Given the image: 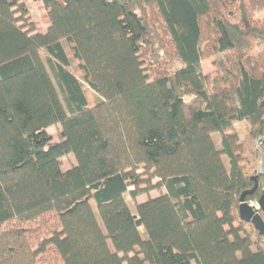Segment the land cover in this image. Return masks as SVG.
<instances>
[{"label":"trees","instance_id":"16d2710c","mask_svg":"<svg viewBox=\"0 0 264 264\" xmlns=\"http://www.w3.org/2000/svg\"><path fill=\"white\" fill-rule=\"evenodd\" d=\"M26 1L0 0V264H264V0H39L41 32Z\"/></svg>","mask_w":264,"mask_h":264},{"label":"rangeland","instance_id":"374dc122","mask_svg":"<svg viewBox=\"0 0 264 264\" xmlns=\"http://www.w3.org/2000/svg\"><path fill=\"white\" fill-rule=\"evenodd\" d=\"M26 8L28 11V14L26 16V21L28 26H34L35 30L38 32L41 31H46L49 27V21L47 19V12L43 7V4L39 1V0H27L26 3ZM264 15H258V18L262 19ZM65 50L66 51H70V48L68 46V44L66 42L63 43ZM71 59V70L74 73L78 74L77 71V65L74 62V59L72 57H70ZM43 59H45V56L43 55ZM210 59L206 58V60L204 61V65L207 67V71L206 74L212 73L214 71L213 66L211 65ZM178 67H181V64L179 62H177L174 57L172 56L171 58H167L165 59L164 64L161 66L162 70H166L169 73H173L174 70ZM79 75V74H78ZM88 96L90 99V103L91 104H96L98 103L101 99L99 98V96H97L95 93H93L92 91H88ZM238 131L243 135V141L242 143L244 144V146L246 147L247 150H251V149H255V145L253 144V142L248 138L247 136V132H246V127L245 125H239L238 126ZM48 133L52 136V143H57L59 141H61V127L60 126H56V127H52L48 130ZM213 139L215 140L216 144L218 145V147H221V135L220 134H215L213 135ZM256 145L257 142H256ZM261 147H258V161L256 163V173L258 175H264L260 174V149ZM261 150L264 152V150L261 148ZM248 158H250V156H248ZM251 159V158H250ZM225 163L227 165L228 160L227 158H224ZM76 165V160L73 154H70L64 158H62V169L64 171H67L69 169H71L72 167H74ZM264 172V171H263ZM166 193V190L163 189H157L154 190L150 193L149 196L146 195H141L139 196L137 199H132L129 195H126V201L128 202L129 206L131 207V209L133 211H135V207L138 203H142L147 201L150 198H155L158 197L162 194ZM256 202V201H254ZM48 221H50V219H47ZM51 222V221H50ZM41 224L39 223H29V224H22L20 225L23 228H31V229H35L37 231H41L38 234L39 238H42L43 236H45L46 234H48L47 230L43 231L42 230V226L43 224H46L42 221H40ZM141 232L144 233V230L141 229ZM247 232L251 235V230L248 228ZM252 240L255 242L257 240V238L253 235H251Z\"/></svg>","mask_w":264,"mask_h":264},{"label":"water","instance_id":"95a60500","mask_svg":"<svg viewBox=\"0 0 264 264\" xmlns=\"http://www.w3.org/2000/svg\"><path fill=\"white\" fill-rule=\"evenodd\" d=\"M261 106L264 107V100L261 103ZM257 144L259 146L264 147V136L257 140ZM260 149V174H263L264 172V152ZM256 190V186L253 190L246 192L242 195L240 201V216L244 221L252 222L257 230L260 231L261 235H264V221L261 216V212L264 213V195L261 196V198L258 201L259 204V210L253 209L248 202L245 201V196L247 194H252Z\"/></svg>","mask_w":264,"mask_h":264},{"label":"built area","instance_id":"2783aa9c","mask_svg":"<svg viewBox=\"0 0 264 264\" xmlns=\"http://www.w3.org/2000/svg\"><path fill=\"white\" fill-rule=\"evenodd\" d=\"M250 206L255 209V210H259V204L258 202H254V201H251L249 202Z\"/></svg>","mask_w":264,"mask_h":264}]
</instances>
